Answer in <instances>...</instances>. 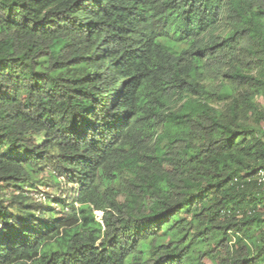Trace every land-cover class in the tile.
Here are the masks:
<instances>
[{
	"label": "trees",
	"instance_id": "trees-1",
	"mask_svg": "<svg viewBox=\"0 0 264 264\" xmlns=\"http://www.w3.org/2000/svg\"><path fill=\"white\" fill-rule=\"evenodd\" d=\"M261 168L264 0H0V264H264Z\"/></svg>",
	"mask_w": 264,
	"mask_h": 264
},
{
	"label": "rangeland",
	"instance_id": "rangeland-1",
	"mask_svg": "<svg viewBox=\"0 0 264 264\" xmlns=\"http://www.w3.org/2000/svg\"><path fill=\"white\" fill-rule=\"evenodd\" d=\"M162 43L164 42V39L160 40ZM187 45L186 42L181 41L176 44V48L180 49ZM45 175V173H44ZM68 187V186H67ZM64 189V190H63ZM66 190V187L64 188H57L55 187L50 181L46 180L43 184H36L34 191L35 192H29L31 197L35 200H40L43 202H49L48 199L51 198H57L59 195ZM65 195V194H64ZM97 218L99 219L101 217V212H96ZM264 258V256H263Z\"/></svg>",
	"mask_w": 264,
	"mask_h": 264
},
{
	"label": "built area",
	"instance_id": "built-area-1",
	"mask_svg": "<svg viewBox=\"0 0 264 264\" xmlns=\"http://www.w3.org/2000/svg\"><path fill=\"white\" fill-rule=\"evenodd\" d=\"M255 180L257 185L260 187L261 191L264 194V168H261L257 171L255 175Z\"/></svg>",
	"mask_w": 264,
	"mask_h": 264
}]
</instances>
